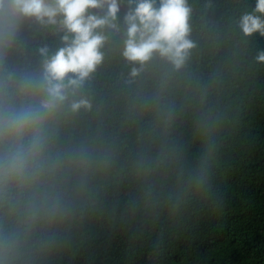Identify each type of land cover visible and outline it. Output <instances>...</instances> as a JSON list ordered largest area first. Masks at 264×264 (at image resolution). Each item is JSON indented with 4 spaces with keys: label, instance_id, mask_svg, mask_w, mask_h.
Segmentation results:
<instances>
[{
    "label": "trees",
    "instance_id": "trees-1",
    "mask_svg": "<svg viewBox=\"0 0 264 264\" xmlns=\"http://www.w3.org/2000/svg\"><path fill=\"white\" fill-rule=\"evenodd\" d=\"M188 4L196 46L178 71L154 60L128 83L122 36L110 34L85 89L94 110L67 134L99 137L115 163L53 264H264V36L237 24L255 0ZM61 34L24 21L12 61L38 65L37 48ZM161 138L174 162L138 177L134 162Z\"/></svg>",
    "mask_w": 264,
    "mask_h": 264
},
{
    "label": "clouds",
    "instance_id": "clouds-1",
    "mask_svg": "<svg viewBox=\"0 0 264 264\" xmlns=\"http://www.w3.org/2000/svg\"><path fill=\"white\" fill-rule=\"evenodd\" d=\"M190 17L188 0H0V264H53L91 206L97 179L112 172L109 145L67 134L77 117L94 110L85 89L110 34L122 36L120 56L132 83L154 60L172 71L186 64L196 46ZM24 21L62 33L54 50L37 48L35 66L11 59ZM237 24L244 36H264V0ZM255 60L264 63V49ZM156 120L166 125L163 115ZM170 153L161 138L154 155L134 162L135 175L172 164ZM191 179L199 184L202 175Z\"/></svg>",
    "mask_w": 264,
    "mask_h": 264
}]
</instances>
